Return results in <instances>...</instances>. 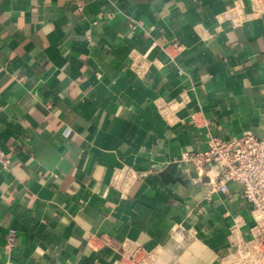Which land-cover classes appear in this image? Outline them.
<instances>
[{"label": "crops", "instance_id": "obj_1", "mask_svg": "<svg viewBox=\"0 0 264 264\" xmlns=\"http://www.w3.org/2000/svg\"><path fill=\"white\" fill-rule=\"evenodd\" d=\"M263 132L264 0H0V264H222L252 205L186 155Z\"/></svg>", "mask_w": 264, "mask_h": 264}, {"label": "built area", "instance_id": "obj_2", "mask_svg": "<svg viewBox=\"0 0 264 264\" xmlns=\"http://www.w3.org/2000/svg\"><path fill=\"white\" fill-rule=\"evenodd\" d=\"M235 23L238 17L228 12ZM146 55V54H145ZM144 55V56H145ZM209 147L187 153L186 160L201 173L208 175L214 190L227 192L229 182L242 186L243 196L252 205L253 221L245 236L233 227L228 252L221 258L222 264H264V132L261 135L245 133L223 139L209 135ZM0 158L8 167L10 161L0 151ZM18 231L11 228L7 238V250L17 247ZM119 257L114 264H156L159 248H148L143 243L129 239L119 245L108 239Z\"/></svg>", "mask_w": 264, "mask_h": 264}]
</instances>
